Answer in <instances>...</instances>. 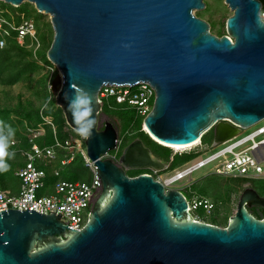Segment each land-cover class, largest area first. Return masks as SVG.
<instances>
[{
  "label": "water",
  "instance_id": "obj_1",
  "mask_svg": "<svg viewBox=\"0 0 264 264\" xmlns=\"http://www.w3.org/2000/svg\"><path fill=\"white\" fill-rule=\"evenodd\" d=\"M0 1L49 15L46 55L58 70L51 85L73 130L74 89L89 91L98 120L104 85L140 82L155 90L143 129L166 144H190L212 129L215 145L264 119L261 0H224L232 14L220 36L194 14L204 0ZM118 136L111 122L99 129L97 121L84 139L101 181L85 225L70 229L53 212L1 210L0 264H264V219L247 209L264 207V197L250 183L227 226L197 221L181 190L126 173L164 168L140 139L124 147L121 163L104 157Z\"/></svg>",
  "mask_w": 264,
  "mask_h": 264
},
{
  "label": "built area",
  "instance_id": "obj_2",
  "mask_svg": "<svg viewBox=\"0 0 264 264\" xmlns=\"http://www.w3.org/2000/svg\"><path fill=\"white\" fill-rule=\"evenodd\" d=\"M261 17L264 11L260 12ZM13 38L20 45H25L36 55L40 48V40L36 33L35 24L30 19H22L17 22L12 17H7L0 12V48L7 44V39ZM52 81V80H51ZM48 82L50 97L56 91ZM155 96L154 88L148 82H140L136 85H104L99 91L100 110L103 103L112 107L113 101L118 105H125L134 110L135 116L142 119L150 112ZM47 103L40 108V122L35 126L27 127L28 148L17 147V141L9 147V152H20L24 159L22 165L15 170L19 178V191L8 193L0 190V211L5 209L27 210L34 209L37 212L48 214L50 212L60 214L70 229H81L86 221L92 203L101 190L100 178H97L98 168L89 157L84 138L70 133V127L65 126L64 132L67 136L58 137V130L52 116L45 113ZM264 119L251 127L241 128L240 132L218 144H210L204 147L202 135L197 142L187 147L188 152H193L197 157L207 153L203 158L193 162L188 160L181 165L171 169L172 174L164 177L162 172L169 168V163L163 169L147 167L145 174L153 176L163 183L166 189L189 188L193 182V174L205 167L204 172L228 175L237 178L264 179ZM253 129L249 130V128ZM48 128L52 132L50 144L39 145L37 139L46 134ZM122 140L118 136L115 149L109 151L104 157L116 159L121 148ZM178 154L183 151L178 149ZM80 157L83 165L89 169L91 179L86 181L69 180L62 177L63 169L74 163ZM103 158V157H101ZM172 159V157H171ZM55 178L49 185L51 191L40 193L45 189L48 172ZM190 199L186 198L188 210L197 221L206 222L199 218L197 211L202 209L210 212L214 203L209 198L199 196L193 191ZM208 223V222H207Z\"/></svg>",
  "mask_w": 264,
  "mask_h": 264
},
{
  "label": "rangeland",
  "instance_id": "obj_3",
  "mask_svg": "<svg viewBox=\"0 0 264 264\" xmlns=\"http://www.w3.org/2000/svg\"><path fill=\"white\" fill-rule=\"evenodd\" d=\"M206 3V6L203 10H194V14L196 16H199L210 24V31L218 36H220L222 33H226L225 31V22L228 16L232 14V11L228 7L227 4H225L224 0H204ZM28 3V5H25V8H28L29 12H32L34 10V5L29 2H23ZM22 3V4H23ZM21 4V5H22ZM20 6V5H19ZM16 7V6H14ZM18 7V6H17ZM36 9V8H35ZM27 10V9H26ZM0 12H6L8 15H11L10 17L14 18L18 14L15 10L12 9H3L0 5ZM37 13H30L27 14L25 12V18L30 19L36 27V33L40 40V48L37 51L36 55L32 54L28 56V60L34 65L37 66L38 70H36L35 73H32L31 76L32 80L30 82L28 81H20L12 86H3L0 85V102L1 106H9L11 108H14L18 104V100H23L24 105L28 104L29 102L34 105H39L43 101L44 93L43 89H41V83L43 82L42 79L46 81V83L51 79L55 77V75L58 73L57 68L48 60L43 59L42 55L45 51L48 50V40L53 36V29L52 25L50 23L49 15L44 14L42 12ZM4 15V14H3ZM264 20V16L262 17ZM44 39L41 41V39ZM27 47V46H26ZM47 53V52H46ZM47 57V55H46ZM44 81V82H45ZM46 85V84H45ZM42 90V92L40 91ZM44 92H45V86H44ZM56 96V93H54ZM121 117L124 119L131 118L132 110L126 109L121 112H119ZM100 119L104 118V115L102 112L99 113ZM122 118V120H124ZM113 121V120H111ZM262 121L261 123H263ZM120 126V125H119ZM19 129L21 126H16ZM249 128V130L253 129ZM118 133H120V127L116 128ZM138 134V131L136 127H134L132 130H130V134L127 136L128 142L133 140L132 138L135 137ZM212 141V133L205 136L203 140V146L209 148ZM189 147V146H188ZM174 148V147H172ZM187 147L185 148H174L172 149L171 154H178L177 150H185L183 153H187ZM207 153L197 157V155L192 158L193 162L197 161L198 159L203 158ZM17 158V157H16ZM13 160V159H12ZM15 160H13L14 162ZM16 164H13V168L15 169L17 163H20L19 158L15 161ZM9 165V164H8ZM181 165V164H180ZM207 167L196 171L193 174V182L190 184L193 186L198 187H208V186H216V189L213 190V195H206V194H200V192H197L196 190H193V192L199 196H203L206 198H209L211 202H213L215 205L213 209L210 212H203L201 215H198L197 212L195 215H197L199 218L203 219L204 221L215 224L220 227H225L224 225L229 222L230 216H232L236 210V206L239 200L240 193L243 191L245 184L250 183V186L254 189H258L259 191L264 188V179H255L253 180L254 185L251 182H242L240 181V178L232 177L228 175H221V174H215V173H208L206 174L204 170H206ZM13 169V170H14ZM171 168H168L167 170H164L162 172L164 177H168L172 174ZM126 173H130L132 171V168H125ZM9 171H4L3 173L7 174ZM129 175V174H128ZM62 177L64 179H73L78 181H86L88 182L91 179V173L89 169H87L81 160L80 157L74 161L71 165L66 166L62 171ZM7 180L4 178L1 185H3V188H0V190L8 192V193H14L17 191V188L19 186V179L14 175L11 174ZM51 180L49 181V178L46 179V184L48 186L41 190L40 193H48L51 191ZM186 197L190 199V195L186 193ZM91 209V208H90Z\"/></svg>",
  "mask_w": 264,
  "mask_h": 264
},
{
  "label": "trees",
  "instance_id": "obj_4",
  "mask_svg": "<svg viewBox=\"0 0 264 264\" xmlns=\"http://www.w3.org/2000/svg\"><path fill=\"white\" fill-rule=\"evenodd\" d=\"M261 2H262V11H264V0H261ZM0 5L3 9H9L10 8L13 11L15 10L18 13L15 16V20L17 22H19L25 18V12L27 14L37 13L35 8H34V10H32V12H29L28 8H25V5H28V3H23L22 5H20L18 7H14V6L7 4L3 1H0ZM3 14H4V16H7V17L11 16V15H8V13H6V12H3ZM223 34H226V33H222L221 35H223ZM52 38H53V36L51 38H49L47 48L50 47V44L52 42ZM42 40H44V39L42 38L41 41ZM46 52L47 51H45L43 53L42 57L44 60H46L48 62L47 57H46ZM30 55H32L31 49H29L25 45H20L13 38H8L7 44L4 47L0 48V85L12 86L13 84L20 82V81L30 82L32 80V77H33V76H31L32 73H35L36 70H38L37 69L38 67L34 66L28 60L27 57ZM51 80H52V77H51L50 81ZM42 81L43 82H40V83H41V89H43V92H42V90H40V91L42 93H44L45 95H44V98H43V101L41 102V104L34 105V104L29 102L28 104L24 105L23 100L19 99L17 106L14 108H11L9 106H3V105L1 106V102H0V122H3L4 125H10L15 130V136L13 139H15L17 141V147H19V148H23V149L28 148L29 142H28V136L26 134L27 127L35 126L38 124V122H40V108L44 103H47V105H48L47 109H45V113L52 116V118L54 120V124L56 125L57 130H58V137L63 139L68 134L67 132H64L65 126H68V125L66 123V120H65V117H64V114H63L61 108L56 105L55 95H52L50 97V94L48 91V82L49 81L47 83L44 79H42ZM44 86H45V92H44ZM110 103H112V105H113L112 107H109L107 103H103L101 106L100 112L113 114L118 118V120L120 122L121 127H120L119 137L122 140V143H121V149L119 150V153H118L116 159H119L123 148L130 142V141L128 142L127 136L130 134V130H132L134 127H136L138 134L135 137H133L132 139L139 138L145 145H147V147L151 150L152 154L157 159L161 160L164 164L169 163V168H171V169L179 166L180 164H182L188 160H191L192 158H194L196 156L193 152H187V153H182V154H176V153L171 154V152H172L171 146L162 145L160 143H157L156 141L151 139L149 137V135L143 130L142 119L135 116V112L133 109H131L125 105L115 104L113 101H110ZM126 109L132 110L131 118H129L128 120L124 119L123 117L120 116V114H118L119 112L126 110ZM122 118L124 120H122ZM16 126H21V128L19 129ZM69 131H70V133H74L75 135H78L71 128ZM210 133H212V141H213L214 133H213V130L211 129L202 136V142H203L205 136L210 134ZM52 138H53L52 132L48 128L46 134L42 137H39L36 141H37V143H39V145L50 144L53 141ZM212 141H211V143H212ZM11 153H14V156L7 160V163L9 164V168H8L9 172L7 174L0 172V182L1 183L3 182L4 178L9 180L8 178L11 174L15 175V170L20 165H22L24 162V159H23L22 154L20 152H11ZM16 157L19 158L20 163L19 164L17 163V165L14 169L13 168L14 166H12V165L16 164L15 163V161L17 159ZM171 157H172V159H171ZM12 159L15 161L13 162ZM46 170L48 172L47 178H49V181L51 180L50 183H53L55 178H53L50 175V168L47 167ZM146 171H147L146 168H132V171L130 173H127V174H129V176H136L138 174L145 173ZM69 180H73V179H69ZM253 180H255V179L240 178V181L251 182L254 185ZM1 183H0V188H3L4 186L1 185ZM254 187L256 188L255 185H254ZM215 189H216V186L215 187L208 186V187L204 188L202 186L198 187L196 185V186L192 187L190 185L189 188L182 189V192L185 196L187 193L191 197V193L189 190H191V191L196 190L197 192H200V194L213 195L212 192ZM255 190L258 192V194L260 196L264 197V188L261 189L260 191L258 189H255ZM203 212L204 211L202 209H200L199 211H197V214L201 215ZM252 213L255 217H257L259 219H264V210L262 209V207L254 206L252 208ZM211 223H213V222H211ZM227 224L228 223H226L224 226H227Z\"/></svg>",
  "mask_w": 264,
  "mask_h": 264
},
{
  "label": "clouds",
  "instance_id": "obj_5",
  "mask_svg": "<svg viewBox=\"0 0 264 264\" xmlns=\"http://www.w3.org/2000/svg\"><path fill=\"white\" fill-rule=\"evenodd\" d=\"M68 100V111L72 115L74 131L84 139L91 138L97 124L92 95L86 89L78 88L68 96ZM14 136L15 130L0 122V172L8 170L7 160L14 156V153L8 150L14 142Z\"/></svg>",
  "mask_w": 264,
  "mask_h": 264
},
{
  "label": "flooded vegetation",
  "instance_id": "obj_6",
  "mask_svg": "<svg viewBox=\"0 0 264 264\" xmlns=\"http://www.w3.org/2000/svg\"><path fill=\"white\" fill-rule=\"evenodd\" d=\"M103 115H104V118H103V121H102V119H100V116H98V127H99V129H103L104 128V125H105V123L106 122H111L113 125H114V127L115 128H119V127H121V126H119L120 125V122H119V120H118V118L115 116V115H113V114H109V113H103ZM111 120H113V121H111ZM118 135H119V133H118ZM134 139H139V138H134ZM133 139V140H134ZM133 140H131V141H133ZM130 141V142H131ZM144 144V143H143ZM145 145V144H144ZM146 147H147V145H145ZM121 149V148H120ZM124 149V148H123ZM123 151V150H122ZM151 151V150H150ZM121 156V155H120ZM120 158V157H119ZM114 161H116L117 163H121L120 162V160L119 159H115ZM145 168H147V167H145ZM95 200V199H94ZM254 206H250V207H248L247 206V209H248V211L253 215V213H252V208H253ZM258 207H262V206H258ZM262 209L264 210V207H262ZM257 218V217H256ZM259 219V218H258Z\"/></svg>",
  "mask_w": 264,
  "mask_h": 264
},
{
  "label": "bare ground",
  "instance_id": "obj_7",
  "mask_svg": "<svg viewBox=\"0 0 264 264\" xmlns=\"http://www.w3.org/2000/svg\"><path fill=\"white\" fill-rule=\"evenodd\" d=\"M253 126V125H252ZM251 127V126H250ZM144 130H146L145 128H144ZM147 131V130H146ZM148 132V131H147ZM149 134V133H148ZM150 135V134H149ZM150 137L152 138V139H155L156 141H158V142H160V143H162L163 145H167V146H171V147H174V148H185V147H188V146H191L193 143H190V144H185V145H172V144H166V143H164V142H161L160 140H157L156 138H154L153 136H151L150 135ZM197 142V141H196ZM195 142V143H196Z\"/></svg>",
  "mask_w": 264,
  "mask_h": 264
},
{
  "label": "crops",
  "instance_id": "obj_8",
  "mask_svg": "<svg viewBox=\"0 0 264 264\" xmlns=\"http://www.w3.org/2000/svg\"><path fill=\"white\" fill-rule=\"evenodd\" d=\"M20 184V183H19ZM19 191V186H18V188H17V191L16 192H14V193H17Z\"/></svg>",
  "mask_w": 264,
  "mask_h": 264
}]
</instances>
